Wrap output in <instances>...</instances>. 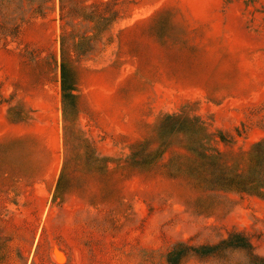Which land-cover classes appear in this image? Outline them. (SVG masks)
<instances>
[{"label": "rangeland", "instance_id": "rangeland-1", "mask_svg": "<svg viewBox=\"0 0 264 264\" xmlns=\"http://www.w3.org/2000/svg\"><path fill=\"white\" fill-rule=\"evenodd\" d=\"M263 174L264 0H0V264H258Z\"/></svg>", "mask_w": 264, "mask_h": 264}, {"label": "crops", "instance_id": "crops-1", "mask_svg": "<svg viewBox=\"0 0 264 264\" xmlns=\"http://www.w3.org/2000/svg\"><path fill=\"white\" fill-rule=\"evenodd\" d=\"M49 114L43 120L32 117L12 123L17 130L13 138V158L26 160L29 167L37 166L40 159L51 166L56 164L62 148L61 116L57 98Z\"/></svg>", "mask_w": 264, "mask_h": 264}, {"label": "trees", "instance_id": "trees-1", "mask_svg": "<svg viewBox=\"0 0 264 264\" xmlns=\"http://www.w3.org/2000/svg\"><path fill=\"white\" fill-rule=\"evenodd\" d=\"M61 70H62V88L64 91L66 90H72L73 87H70L69 85H67L66 83V68L65 65L62 64L61 66ZM263 144V140H260L258 142L255 143V146L259 147ZM263 154V151L259 152L258 155L261 157ZM259 186L256 187L257 189V193H262L260 188H264V174L261 176L260 180H259ZM256 183V184H258ZM229 247H242L245 248L246 250H250L251 245L248 242H245L243 240V238L241 240H239L238 242H235V238L234 237H230L224 240H221L219 243L214 244V245H201L199 247H195L194 250L202 255H208L211 254L215 251H217L218 249H222V248H229ZM184 253V250L180 249L178 250L177 248L175 249V251H173L171 253V260L175 263L177 261V257H180L182 254ZM176 258H175V257ZM257 261L258 264H263L264 263V256H257Z\"/></svg>", "mask_w": 264, "mask_h": 264}]
</instances>
